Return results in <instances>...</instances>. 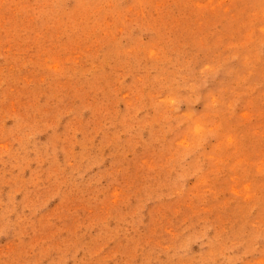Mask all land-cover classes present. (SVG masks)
<instances>
[{"label":"rangeland","instance_id":"obj_1","mask_svg":"<svg viewBox=\"0 0 264 264\" xmlns=\"http://www.w3.org/2000/svg\"><path fill=\"white\" fill-rule=\"evenodd\" d=\"M0 264H264V0H0Z\"/></svg>","mask_w":264,"mask_h":264}]
</instances>
